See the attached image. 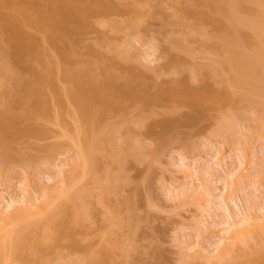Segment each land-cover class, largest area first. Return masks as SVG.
<instances>
[{"label":"bare ground","instance_id":"bare-ground-1","mask_svg":"<svg viewBox=\"0 0 264 264\" xmlns=\"http://www.w3.org/2000/svg\"><path fill=\"white\" fill-rule=\"evenodd\" d=\"M164 1L166 2V0ZM172 1L176 4L173 11L175 10L176 20L174 23L177 28L186 26L188 29V26H191L187 23L189 19L201 18L205 21L203 27H210L214 31L211 32L208 29V32L207 28L205 29L207 32L202 30L201 23V25L198 24L201 32L189 27L191 32L184 36L186 40L192 41L198 38V43L201 41V44L207 45L209 49H212V52L214 50L211 53L214 56L209 57L208 65H203L202 69L195 64H188V66L186 61L184 62L185 55L184 58H181L182 55L178 57L179 54L176 55L173 52L170 58L172 75L178 76L188 72L189 78L200 80L201 77L198 76L205 73L208 80L212 78V82L214 80L215 84H218L216 88L215 85H212L214 87L212 88L210 83L207 84L209 81H205L204 77L202 79L206 83H202L201 79L199 87H190L189 79L184 75V77L179 76L177 79H173L170 84L161 85L156 79L160 78L162 70L151 68V65H144L145 70L150 73L149 80L146 73L135 72L131 67L126 66L127 62L136 59L135 48L129 41L113 45L110 42L106 43L108 40H102L100 49L90 48V59H78L81 54L77 51V49L81 50V48H77L82 39L80 36L82 37L89 29L90 31L93 29L96 17L105 16V14L109 16L107 13L112 15L114 12L123 11V9H119L120 4L117 6L114 0H0V173H3V167L11 164L6 161L29 165V162L33 160V157H28L29 155L15 152L12 142L21 136L37 138L42 136L44 138V134L49 132L40 129L39 125L35 124L36 120L44 121L45 124L50 123V125L57 124L61 127L63 136L60 135L61 129H59V137L69 136L71 142L67 141L69 146L66 145L67 143L64 146H68V148L72 146L76 155H74L75 158H72L70 166L73 172L70 170L71 175H69L68 171L69 177L66 176L67 179H64V182H69V184L65 182L68 184L66 187H62V189L60 187L57 189L59 191H48L49 193L44 190L46 193L42 197L41 204H34L27 197V203L22 204V207L18 205L20 208L15 207V199L13 200L15 203L11 201L10 208L14 209L13 212L9 213L7 209H0V264H106L109 259L111 262L113 260L114 264L116 262V264L118 262L131 264L134 257L131 251L135 252L134 243L131 241L132 232L124 237H122V233H119L121 225L132 220L129 212L131 204L127 197L121 202L118 201L121 203V208L117 209L114 205L112 206L110 203L112 200L109 201V197L111 194L115 196L118 192L117 187H114L116 184L113 182L120 179L118 177L124 170L127 158L129 156H141L142 158V156L148 155L149 151L143 142L132 139L127 125H124L123 129L116 128L120 122V116L111 114L123 111L127 102L136 101L139 104L138 108L143 111L150 105L157 104L159 106L163 102L169 103V101L178 100L195 111L194 115H191L193 117H187L188 115L184 117V123L192 124L197 121L199 123L201 114H205L203 116L207 118L206 114L208 113L205 112L212 109L210 104L204 106L202 102L210 101L213 105L218 103L219 108L230 105L225 111L215 109L216 112L211 113L219 119L212 135L221 138L222 142L229 138V136L226 138L227 135H237L235 124L237 125L238 118L246 121L247 111H250L246 109L247 111L244 110L241 115L236 116L234 113H230V111H234L230 109L236 106L237 108L249 106L254 111L260 110L262 115L257 119V123H260V127L261 125L264 127V0ZM140 2L143 1L140 0ZM162 3L161 1L160 5ZM140 5L143 6L144 11L147 4L146 6L143 4L137 6ZM137 8L128 9V11L131 13L135 11L137 15ZM138 14H141L140 11ZM105 18L107 19V17ZM126 18L129 19L126 20ZM126 18V21L123 20L126 22L125 27L131 28V31L136 29V22H138L134 20L136 17L128 15ZM163 22H161L162 25L165 24ZM194 22L191 24L194 25ZM101 23L104 26L107 24L110 31L115 30L113 33L122 27L120 23L111 20L105 21L104 19ZM171 25L173 24L171 23ZM132 32L140 33L137 31L135 33L134 30ZM104 38L101 37V39ZM139 38H142L141 35ZM180 43L178 42V44ZM185 43L188 44V42ZM168 45L173 50L175 49L173 44ZM205 45L199 43L200 47ZM149 47L152 52L156 49L153 44ZM163 48L167 47L163 46ZM78 53L80 54L78 55ZM183 53L185 54L184 51ZM149 55L151 56V54ZM201 69L204 71V73L201 71L202 75L199 74ZM59 82L64 83V85L62 84L64 87L61 89L58 87ZM171 103L173 105V102ZM201 105L204 108L209 107V109L205 110ZM233 105L236 106L233 107ZM214 107L216 106H213V109ZM169 108L171 109L172 106ZM67 109L70 111V113L68 112L69 116L72 117L73 124L70 123L71 125L67 124L59 114L64 111L67 113ZM202 109L205 111L203 112ZM173 111L171 114L175 116ZM192 111L189 109L190 113ZM141 114L136 120L139 125L144 120ZM113 117L117 118L113 120ZM123 118L125 119V117ZM176 121L174 119L164 120L161 122L162 128L160 129L167 131ZM137 122L134 124L138 125ZM148 132V136L154 134L151 129ZM52 151L54 153V150ZM11 153L14 154L13 157L10 156ZM50 153L53 154L51 151ZM4 163L7 164L3 166ZM217 164L219 165V163ZM113 167L118 169V176L112 173ZM81 182L84 184H80ZM77 185L80 186L78 189L75 188ZM95 185L98 186L101 193H99V203L106 206V212L108 210L109 212L106 213V219L101 221L105 224L104 233L102 232L100 237L103 240L98 238L102 243L104 242L103 248L92 251L93 244L88 241L92 238L95 241L97 232L87 233L85 228L90 223L86 225L85 222L87 219L92 220L95 217L93 214H96L93 213L94 208L92 207V200L96 196L95 192L88 191L97 188ZM81 187L82 189H80ZM229 194L230 196L226 194L229 197L223 200L224 204L227 205L229 200L232 205L234 203L238 206L239 201L235 203L236 199H233L234 196L230 192ZM190 195L193 197V193ZM23 199L25 198L23 197ZM118 199L120 200V198ZM22 202L24 201L21 200L20 203ZM226 212H228L226 221L228 227L222 231L224 232L222 237L219 235L221 238L219 237L220 240H217L216 253L212 251L213 256L207 255L208 259L211 260L213 257L217 264H264V222L262 221L258 225L256 224L258 221L255 223L253 221L254 224H249L251 225L249 227L248 221L250 220L251 223L253 220L250 216L247 217V220L246 216H243L242 218H245L243 220L238 218L240 214L238 216L231 214L230 209ZM88 220L87 222H90ZM244 221L248 226H242L245 225ZM100 225L102 226V224ZM224 240H228L227 243ZM251 241L256 244V247L247 246ZM257 241L259 242L257 243ZM107 243L110 244V247L107 246ZM259 243L262 244V247H257ZM229 245H245L248 249L250 248V251L242 252L237 257L236 255L232 256L233 251ZM114 250L122 251L123 255L120 253L122 256L120 257L123 262L120 261V258L118 260L114 258L112 255ZM77 253H82L83 258H75L74 255Z\"/></svg>","mask_w":264,"mask_h":264},{"label":"rangeland","instance_id":"rangeland-1","mask_svg":"<svg viewBox=\"0 0 264 264\" xmlns=\"http://www.w3.org/2000/svg\"><path fill=\"white\" fill-rule=\"evenodd\" d=\"M114 1L117 6L118 4H120L119 9H123V11L114 12L115 14L112 13L113 16L116 15L114 17L111 15V13H107L109 14V16L105 14V16L102 15L96 17L94 21V23H96L93 25L94 27L92 26L93 29L91 28V31L89 29L87 31L88 33L85 32L82 37L80 36V38L82 39L80 40V44H78L77 48H81V50L77 49V51L81 54L78 53V55L80 54V57L78 59H90V48H95V50L100 49L99 47L100 43L103 42L102 40H108L106 43L110 42L113 45H119L121 43L123 44V42L129 41L133 44L135 48L134 53L136 59L131 62H127L126 66H129L128 68L131 67V69L135 72L146 73V75H148L149 80L151 76H149L150 73L145 70L144 65H151V68L155 67L157 69L162 70V75L160 76V78L158 77L156 79L161 85H165L167 83L170 84L173 79H177V77L179 76H185V78H188V84L190 85V87H199L200 82L202 80V83L208 80L202 69L204 67L203 65L206 66V64L209 63V57L212 58V55L214 56V54L211 55L214 50L212 52V49H209V47L205 44H201V41L199 42L200 45L205 46L200 47L198 43V38H195L192 41H188L184 37L191 32V28L189 29V27L195 28L196 31H199L200 27L202 28L204 25L205 21H203V19H189V22L187 18L186 21L188 20L187 23L191 26H188V29L186 28V26H184L185 28L181 27L182 30L180 26H178L180 30H177V25L174 23L176 20L174 14L175 10L173 11V9L176 8V4L173 3L172 0H170L169 3V0H166V2L164 0H161L163 2L161 5V1L159 3V0H141L146 3L147 6L143 2H140V0H133L132 2L131 0ZM139 4H143L146 6H144V11L142 5H140L142 9L139 8L140 6H137ZM131 7H138L137 15L135 11L134 13L128 11V9L132 10ZM139 11L141 14H138ZM156 12H158L159 14L161 13V16L158 15ZM128 15L136 17V19L134 18V20L138 21L136 22L137 27H135L136 29L133 30L134 32L137 31L140 33L134 34L132 32L133 30H130L131 28L127 29L128 27H125L126 22L124 21L129 19L126 18ZM137 16H139L138 19ZM157 16L160 19H157ZM105 17H107V19ZM161 18L164 22L161 20ZM104 19L105 21L111 20L112 22L120 23L122 27L120 26V30H116V32H118L117 34L116 32L113 33L115 31L113 29L112 31H110L111 29L108 28L109 26L107 24H105L104 26L101 23L102 21H104ZM161 22L165 24L162 25ZM193 22L195 23L194 25H192ZM171 23L173 25H171ZM198 24L201 26L199 27ZM197 26L199 27V29H197ZM161 28L165 29L162 30ZM206 28L207 31L208 29L211 32L213 31L210 27H203L202 30L204 29V31H206ZM158 29L160 30L159 33ZM202 30H200V32ZM140 35L142 38H139ZM101 37L105 38L101 39ZM171 39L175 42H172ZM168 42H170L171 45L173 44L175 51L173 50V48H171V46L169 47L168 44L170 43ZM178 42L181 43L178 44ZM185 42H188V44ZM176 43L180 46V48L179 46L177 47ZM152 44L156 48L154 50L155 52H152L149 47ZM163 46L167 48L164 49ZM179 49L182 51L181 53ZM183 51L185 52V54L183 53ZM173 52L176 53V55L179 54L178 57L182 55L181 58H184L186 56L184 62L186 61L185 63L187 65L195 64L200 66L202 69L200 70L199 74L202 75V71L204 73L203 75L205 76L202 75L198 77H201V79L204 77L205 81L204 79H200V81L189 78L187 74L188 72L183 73L184 76L182 74L178 76L172 75V72L170 70V58ZM149 54H151V56ZM167 62L169 63V66ZM124 66L125 64L123 65V67ZM211 79L212 78L208 80L209 82H207V84L210 83V86L215 85L214 87L216 88L218 84H215L214 80L213 83ZM192 80L194 85H191ZM196 82L199 83L197 84ZM62 84L64 85V83L62 82H59L58 84V87H60V89L64 87L62 86ZM214 87L212 86V88ZM133 102L134 101L127 102V106L125 105L123 111H121L120 113H112L111 115L113 116L114 114V116H120V122L119 124H117L116 128L123 129L124 125H127L130 130V135L131 137H133L132 139H135L138 142L140 141L141 143L143 142L147 146L149 154L142 156V158L141 156H138L139 158L135 156H129L127 158V162L124 165L123 172H121L120 176L118 177L120 178V181L115 180V182H113L116 184V186L114 187H117L118 192H116L115 196L114 194H111V196L108 195L110 196L109 201L112 200L110 203L112 204V206L114 205V207L117 209L121 208V200L126 199L127 197L131 204L129 212L132 216V220H129L130 222H127L128 225L126 223H123V225H121L122 227H120L119 230V233H122V237H124L125 235L127 236L129 233L132 232L133 238H131V241L134 243L135 252L131 251V254H133L134 257L131 255L133 258L132 262L130 263L185 264L187 263V261H189L190 264H217V262L214 261L212 254L214 251L216 253L215 247L218 244L217 242L220 240L218 238L220 236L222 237L224 234V232L222 231H224L228 227L226 221L228 219L229 211L226 212L227 210L230 209V213L236 214L237 216L238 214H240L238 217L240 219H243V216H246V220L249 218V216L253 219H251V223L250 220L248 221L249 223L244 221L243 223H245V225H242L244 227L248 226L249 224L252 225L253 221L254 223L255 221H258L259 223L256 222V224L258 225L262 221L264 222V127H262V125L260 127V123H257V119L260 118L262 112L260 110L254 111L249 106H244L245 108H243V106H239L240 108H237L236 105H233V107H236L230 110L234 111H229L230 113H234L236 116L241 115L244 110L250 111H247L246 121L245 119L238 118L237 125L235 124V129L238 132L237 135H227L226 138H228V136L229 138L225 142H222V140H220L221 138L219 139V137L212 135V133L216 130L219 119L211 113L216 112L215 109L225 111L228 109L227 107H230V105L225 108L220 107L222 108L220 109L217 106L218 103H214L213 105L210 101L202 102L204 106L210 104L209 106L212 109L213 106L216 107H214L213 111L212 109L210 110L209 107H206L209 109L207 110V112H205L208 113L206 115H211L209 117L207 116L206 118V116H203L205 114H201L200 117L202 116L205 119L203 118L202 120L201 117L199 123L197 121L195 124H192L186 122L184 123V117H186L187 115V117H193L191 115H194L195 111H192L193 109L189 108V106L185 104H182L178 100H175V102L171 101L173 102V105L170 101L169 103H161V107H159V104V106H157V104L150 105L148 106L149 108H145L146 111H142V109L140 110V108H138L139 104L136 101V103ZM176 103H180V105H177ZM219 104L221 105V103ZM203 105L201 106L203 107V109L206 110ZM168 106H172L173 109H170ZM151 107L154 108L152 109ZM180 107H182V109H180ZM189 109L190 111H192L191 113L189 112ZM172 110H174L173 115L175 114V116H172ZM205 110H203V112ZM66 112L67 113H65V111L63 113H59L60 117L67 124L71 125L73 124V121L72 117L69 116L70 114H68V112L70 113L69 109H67ZM143 112L145 113L143 114ZM139 114L144 117V123H140L141 125H139V123L136 121ZM117 117H113L112 119L114 120ZM123 117H125L126 120ZM178 118H180L181 120ZM171 119L177 120L176 123L172 125V127L168 128L167 131L160 129L162 128V121ZM136 122L138 125L134 124ZM35 124L37 126L39 125L40 129L44 131L46 130L49 133L44 134V138H42V136H39L41 138L33 136H27V138L26 136H21L12 142V148L15 149V152L21 154L24 153V155H29L28 157H33V160L29 162V165L6 161L8 162V164L9 162L11 164L6 165L7 163H4L3 166L6 165V167H3V173H0V175L2 174V177L0 176V209H7L9 213L10 211L13 212L12 210H14L10 208L12 205L11 201L13 203H17H15V207L17 208L19 206L22 207L25 202L27 203L28 199H30L32 203L38 205V203H42V197L46 193L45 191L54 192V190H57L60 187L62 189V187H66L69 184V182L66 181L65 182L68 184H65L64 179L66 178V176L68 178L69 175H71V171L73 170L70 167L72 165V158H75L76 156L74 154L75 150L71 148L72 146L68 148L69 144L67 143V141H69V143L71 142L69 136L63 138L62 128L59 127L57 124H45V122L41 120H36ZM196 124L197 126H194ZM59 129H61V137H59L58 135V132H60ZM149 129L152 130L154 136H148ZM155 137H157V140L155 139ZM233 138L235 139L233 140ZM65 143H67L66 145L68 146H64ZM54 148L59 151L56 152ZM52 150H54V153ZM50 151L53 154H51ZM13 153L10 154L11 157L14 156ZM217 163H219L220 166ZM68 171L70 173L69 175ZM111 171L117 176L119 175L118 169H116V167H113V170L111 169ZM83 182H81L80 184H82ZM85 185H87L86 182ZM79 187L80 186L77 185L75 188L78 189ZM82 187L80 189H82ZM95 187L97 188L91 190L89 189L88 191H90V193L92 191L95 192L96 196L93 200H91L93 203L92 207L94 208V211H92L96 214H93V216H95L93 219L90 218L92 220L87 219L90 222H87V220L85 222L86 225H88L89 223V225H91H88V227L86 226L85 229L87 233H91V231L97 232V236H95V241L92 240L93 238L88 241V243L93 244V248L91 246V249H93L92 251H95V249L96 251L97 249H101L102 244L104 243H102L101 240H98V238L101 237L102 232L104 233L105 230V224H103V222L101 221H104L106 219V213L109 212V210L106 212V206H102L103 204L101 205V202L99 203L100 190L98 189V186L95 185ZM191 191L193 193V197H191L190 195L192 194ZM229 192L232 196H234L233 199L237 200H235V203L239 201L237 203L238 206H236V204L234 203L232 205L228 199L227 202L231 205H229L228 203L227 205L224 204L223 200H226V198L230 196ZM226 194L229 196H227ZM22 196L25 199H23ZM117 197L120 198V200ZM21 200H23L24 202L20 203ZM115 202L116 204H114ZM228 205L232 207L230 208ZM221 206L224 208L222 209ZM243 220H245V218ZM246 223L248 225H246ZM100 224H102V226ZM251 225H249V227ZM89 227H91L92 229H88ZM98 227L100 228V230H98ZM87 233L85 234L87 235ZM227 241L225 242L227 243ZM258 242L259 241H257V243ZM84 244L87 245L86 243ZM107 246L110 247V244L107 243ZM229 246L233 251L231 255H236L237 257V255H240V253L242 252L250 251L249 249L251 247H256V244L253 241L249 242V244L247 245L248 247H250L249 249L245 245ZM257 247H262V244L259 243V246L257 244ZM120 253H122L121 250L112 251V255L114 256V258L116 260L120 258V261L123 262V260H121L122 256L120 255ZM82 255V253H77L74 256L75 258L80 259L83 258ZM207 255H212L210 256L212 257L211 260L210 258L208 259L209 256L207 257ZM111 263L114 264L113 260L111 262V260L109 259V262H107L106 264ZM118 264L120 263L118 262Z\"/></svg>","mask_w":264,"mask_h":264}]
</instances>
